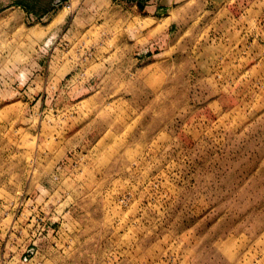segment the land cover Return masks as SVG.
Instances as JSON below:
<instances>
[{
    "label": "rangeland",
    "instance_id": "374dc122",
    "mask_svg": "<svg viewBox=\"0 0 264 264\" xmlns=\"http://www.w3.org/2000/svg\"><path fill=\"white\" fill-rule=\"evenodd\" d=\"M147 1L0 0L16 259L264 264V0Z\"/></svg>",
    "mask_w": 264,
    "mask_h": 264
},
{
    "label": "built area",
    "instance_id": "2783aa9c",
    "mask_svg": "<svg viewBox=\"0 0 264 264\" xmlns=\"http://www.w3.org/2000/svg\"><path fill=\"white\" fill-rule=\"evenodd\" d=\"M31 244H34V242ZM33 246H30L27 242L25 249L17 259L15 258L13 250L8 253V251L5 250V246L3 248H0V264H29Z\"/></svg>",
    "mask_w": 264,
    "mask_h": 264
},
{
    "label": "crops",
    "instance_id": "0c3cea01",
    "mask_svg": "<svg viewBox=\"0 0 264 264\" xmlns=\"http://www.w3.org/2000/svg\"><path fill=\"white\" fill-rule=\"evenodd\" d=\"M147 4H149L150 6V12H152V11H157V8H158V10L160 11V10H162V9H164V5H166L167 4V2H165L164 0H148L147 1ZM132 6H134V5H132Z\"/></svg>",
    "mask_w": 264,
    "mask_h": 264
}]
</instances>
